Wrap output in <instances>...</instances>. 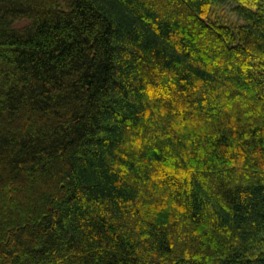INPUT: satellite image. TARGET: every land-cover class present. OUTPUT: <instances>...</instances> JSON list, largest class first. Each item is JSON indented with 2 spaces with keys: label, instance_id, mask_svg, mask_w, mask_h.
<instances>
[{
  "label": "trees",
  "instance_id": "obj_1",
  "mask_svg": "<svg viewBox=\"0 0 264 264\" xmlns=\"http://www.w3.org/2000/svg\"><path fill=\"white\" fill-rule=\"evenodd\" d=\"M0 264H264V0H0Z\"/></svg>",
  "mask_w": 264,
  "mask_h": 264
},
{
  "label": "rangeland",
  "instance_id": "obj_2",
  "mask_svg": "<svg viewBox=\"0 0 264 264\" xmlns=\"http://www.w3.org/2000/svg\"><path fill=\"white\" fill-rule=\"evenodd\" d=\"M231 3L225 4L221 7H217L214 9V12L216 15H219L221 17H224L226 19H234V14L231 12V8H232Z\"/></svg>",
  "mask_w": 264,
  "mask_h": 264
}]
</instances>
